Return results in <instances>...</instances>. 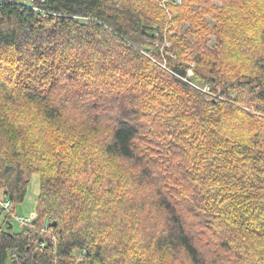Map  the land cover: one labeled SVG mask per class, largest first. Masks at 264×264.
Returning <instances> with one entry per match:
<instances>
[{
	"label": "trees",
	"instance_id": "1",
	"mask_svg": "<svg viewBox=\"0 0 264 264\" xmlns=\"http://www.w3.org/2000/svg\"><path fill=\"white\" fill-rule=\"evenodd\" d=\"M212 1L0 0V264H264V0Z\"/></svg>",
	"mask_w": 264,
	"mask_h": 264
},
{
	"label": "rangeland",
	"instance_id": "2",
	"mask_svg": "<svg viewBox=\"0 0 264 264\" xmlns=\"http://www.w3.org/2000/svg\"><path fill=\"white\" fill-rule=\"evenodd\" d=\"M24 2H31L32 0H22ZM158 3H160L162 0H156ZM214 4L216 5H220V2L214 0L212 1ZM206 22H208L209 26L212 27L214 25V20L212 18H208L206 20ZM215 35L214 34H211L208 36V42H207V46L210 47V48H214L215 46V42H216V39H215ZM191 74H192V70H191ZM190 74V75H191ZM38 189H39V174L34 172L32 175H31V179H30V184H29V187H28V191L26 193V196L23 200V202L21 203H13L11 205H14V214L10 216L9 219L11 224H12V228L14 231H18L19 230V225H18V222L16 220V216H23V217H27L29 216L32 212H35L36 210V197H37V194H38ZM3 196L0 192V199H2ZM10 209H3L1 211V215L2 217H5V216H8V212H9Z\"/></svg>",
	"mask_w": 264,
	"mask_h": 264
},
{
	"label": "built area",
	"instance_id": "3",
	"mask_svg": "<svg viewBox=\"0 0 264 264\" xmlns=\"http://www.w3.org/2000/svg\"><path fill=\"white\" fill-rule=\"evenodd\" d=\"M168 0H162L161 4H166ZM175 3L181 2V0H174ZM191 74V69L188 70L187 75ZM203 92H208V86L205 85L203 88H201ZM1 207L3 209H9L11 207L10 201H0ZM35 218V212H32L29 216L23 217V216H16V220L18 222L19 227L22 226L24 223L31 221L32 219Z\"/></svg>",
	"mask_w": 264,
	"mask_h": 264
},
{
	"label": "water",
	"instance_id": "4",
	"mask_svg": "<svg viewBox=\"0 0 264 264\" xmlns=\"http://www.w3.org/2000/svg\"><path fill=\"white\" fill-rule=\"evenodd\" d=\"M51 225L54 226V225H55V222H52ZM7 228H8V229L12 228V224H11V223L8 224Z\"/></svg>",
	"mask_w": 264,
	"mask_h": 264
}]
</instances>
